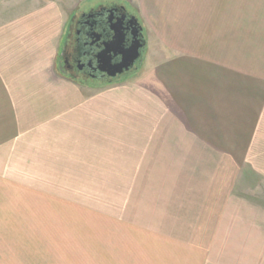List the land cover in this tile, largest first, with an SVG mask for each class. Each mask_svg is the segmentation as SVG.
Masks as SVG:
<instances>
[{"label":"crops","instance_id":"obj_1","mask_svg":"<svg viewBox=\"0 0 264 264\" xmlns=\"http://www.w3.org/2000/svg\"><path fill=\"white\" fill-rule=\"evenodd\" d=\"M246 1L213 0L210 13L201 15L200 31H186L184 55L156 67L155 50L147 66L102 88L66 76L59 63L64 24L57 10L0 9L6 18L0 20V264H64L66 182L87 186L80 191H96L98 183L111 192L141 191L144 176H161L152 190L159 185L171 191L174 176L183 177L188 188L178 191L187 192L181 200L186 203L166 207L204 210L231 206L237 175H264L255 165L258 145L264 152V0ZM171 159L185 171L159 174L162 160ZM210 177L216 182L204 181ZM198 217L204 235L205 219L197 211ZM152 218L132 219L150 228L142 240L156 241ZM98 223L109 225L67 227L76 226L74 235H104L94 243L105 250L90 249L95 264H113L98 263V256H112L114 241L112 224ZM50 224L58 235H50ZM202 243L184 251L205 254L207 264L224 249L219 242L213 248ZM118 246L121 263L115 264H147L146 256L156 255L127 254ZM161 246L171 252L176 245ZM168 256L169 264L192 262L187 255Z\"/></svg>","mask_w":264,"mask_h":264},{"label":"rangeland","instance_id":"obj_2","mask_svg":"<svg viewBox=\"0 0 264 264\" xmlns=\"http://www.w3.org/2000/svg\"><path fill=\"white\" fill-rule=\"evenodd\" d=\"M204 1V0H203ZM202 0H0V9L9 8H50L55 9L59 13L61 23L64 24V34L62 45L65 42L68 46L72 45L73 34H69V27H73V19L78 17L81 11L87 9H97L101 5H123L130 12L135 14L144 28L147 46L143 54L142 62L138 61L136 66L129 72L121 75V81L129 75L135 73L140 66H147L152 62L156 50V67L165 63L172 58L184 55L185 45L184 38L186 31L199 32L201 28V15L206 16L210 13V2L213 0H205L207 2L205 10H202ZM246 4V0L242 3ZM25 4L24 6L22 5ZM11 11V9H10ZM9 14L8 12H4ZM8 17V16H7ZM209 17H205L208 19ZM5 15H0V20H4ZM61 51V50H60ZM59 63L63 66L62 58L59 56ZM142 64V65H141ZM68 78H73L70 73L62 67ZM119 79V78H118ZM76 84L84 85L82 78L73 79ZM117 80V79H116ZM98 82H86L91 87L102 88L112 84ZM120 81V82H121ZM262 146L258 145L257 150ZM162 149V147H161ZM256 150L255 165L259 172H264V152ZM161 153V152H160ZM184 154V153H183ZM250 153H248V156ZM172 160V159H171ZM166 163V165H164ZM185 164V162H182ZM158 170L159 174L167 171L173 175L177 169V164L172 160L161 162ZM185 171V168L177 169ZM214 175V174H213ZM174 176V175H173ZM175 177L173 189L167 191L163 187L157 186L156 183L162 180L161 176H150L142 178L141 191H113L108 190L110 187L107 183H98L95 187L96 191H80L79 187L87 188L86 185L71 184L66 182V198L64 206V217L62 225V234L65 227L69 235H64V264H95V257L92 255L90 248L97 246L99 250H105L104 245L94 243L96 236L104 237V235H74L76 226L67 227L69 224L80 223H97L98 229L105 228L109 224L101 226L100 220L111 223L109 226L111 237L114 239L112 256H98V263H121L116 253H120L118 244L125 253H152L156 252L154 257L146 256L147 264H169L168 253L173 257L177 254L187 255L190 257L191 264H206L204 260L206 255H202L199 251H184L188 244H192L194 249H199L202 242H209L208 247H215L219 242L220 248L224 247L220 253L216 250L214 255L210 257L207 264H264V175L255 174L251 177L240 175L236 177L233 185L236 190L231 194L234 198L230 207H209L208 209L199 210L198 207L170 208L166 207L171 203L183 205L186 201L185 191H178L179 188H188L187 184H182L183 177ZM106 181L113 180V183L120 182L124 179L136 182V177H102ZM76 179V177H67ZM195 179V177H194ZM201 179V178H200ZM216 177L205 178V182H216ZM195 181V180H194ZM198 183V182H197ZM196 183V184H197ZM195 182L193 183V186ZM117 187V186H114ZM126 187V186H120ZM166 190V191H165ZM232 201V200H231ZM227 202V201H226ZM225 202V203H226ZM156 204V206H155ZM159 205V206H157ZM142 207L145 208V214L141 212ZM159 207V208H158ZM195 214H190V212ZM197 211L202 213L205 219L204 235L200 234L199 226H197ZM212 212V213H211ZM156 218V241L140 238V235H148L150 231L147 224L137 222L132 219L141 221L142 219ZM144 221V220H142ZM147 222V221H146ZM149 228V229H148ZM152 230V229H151ZM71 233V234H70ZM117 233L119 235H117ZM220 233V235H219ZM50 235H58L57 226L50 224ZM60 235V231H59ZM170 235H177L178 238L170 239ZM183 235H187L184 239ZM209 235V236H208ZM213 235V236H211ZM210 236L212 240H210ZM180 238V239H179ZM192 239V240H191ZM194 239V240H193ZM193 241V242H192ZM198 242L200 245H198ZM117 243V246L115 244ZM152 243H155L152 246ZM171 243L176 246L168 252L162 249V244ZM102 246V247H101ZM144 250L142 251V247ZM222 246V247H221ZM125 254V256H127ZM232 257L227 259L229 255ZM162 257L165 261L162 262ZM127 259V257H125ZM227 259V260H226ZM180 260V257H177ZM175 262L173 261V264Z\"/></svg>","mask_w":264,"mask_h":264},{"label":"flooded vegetation","instance_id":"obj_3","mask_svg":"<svg viewBox=\"0 0 264 264\" xmlns=\"http://www.w3.org/2000/svg\"><path fill=\"white\" fill-rule=\"evenodd\" d=\"M110 9L111 13L108 11ZM125 14L128 18L135 15L123 5L110 4L101 5L97 9H85L73 19L74 26L68 28L69 34H73L72 45L68 46L64 42L60 51L62 67H65L73 79L82 78L83 84L89 85L86 82L107 83L121 77L111 78L99 70L95 57L106 41L113 36L111 23ZM127 39L128 41L132 39L129 30Z\"/></svg>","mask_w":264,"mask_h":264},{"label":"water","instance_id":"obj_4","mask_svg":"<svg viewBox=\"0 0 264 264\" xmlns=\"http://www.w3.org/2000/svg\"><path fill=\"white\" fill-rule=\"evenodd\" d=\"M108 11L112 12L111 9ZM111 24L113 36L106 41L95 58L99 70L111 78H116L133 69L138 61L142 62L147 40L144 28L136 15L128 18L125 14ZM128 30L132 36L131 41L127 39Z\"/></svg>","mask_w":264,"mask_h":264},{"label":"trees","instance_id":"obj_5","mask_svg":"<svg viewBox=\"0 0 264 264\" xmlns=\"http://www.w3.org/2000/svg\"><path fill=\"white\" fill-rule=\"evenodd\" d=\"M139 69V68H138ZM120 79H122V78H119V79H117V80H120ZM117 80H112V81H109V82H107L106 84H111V83H115ZM121 81V80H120Z\"/></svg>","mask_w":264,"mask_h":264}]
</instances>
